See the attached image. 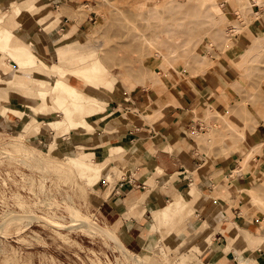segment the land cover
<instances>
[{
	"label": "rangeland",
	"instance_id": "rangeland-1",
	"mask_svg": "<svg viewBox=\"0 0 264 264\" xmlns=\"http://www.w3.org/2000/svg\"><path fill=\"white\" fill-rule=\"evenodd\" d=\"M85 1L88 0H51L49 3L47 2V5L50 4L47 9L53 11L50 12L51 16H46V14L42 16H45L44 22L50 23L56 15L55 12L61 6L77 7L68 9L69 15L64 13L60 20L69 17L76 19L74 22L78 24L85 19L90 10H93L91 19H88L75 35L69 37L70 32L62 33L65 30H60L59 25L56 26L55 33H59L61 37L65 34L60 45H64V41L66 44H71L72 40H84L76 49L77 52L93 49L99 54V67L95 69V72L83 71L75 65L68 67L67 74L72 79L81 80L84 84L81 87L84 89H88L90 83H93L95 92L105 97L104 104L107 105V108L100 115L110 112H112L111 115H123L124 109L129 106L128 91L135 90L137 87L147 88L146 84L151 85L155 80L154 77H159L154 75V70L160 71L162 64L167 68L173 64L179 69V72L174 73L166 85H163L167 93L182 77L193 76L201 82H205L210 78L212 72L214 73L221 67L227 69V81L230 82L236 77V73L242 72L231 57V49H219L216 42L212 40L209 25L204 21L198 9L171 12L165 9L169 0H90L91 3L87 5L84 4ZM217 1L222 4L221 7L225 11H233L234 0ZM249 1L254 4L246 17L235 15L233 12L225 19L222 26L223 34H227L233 41H236L237 44L233 46V49L240 53L243 52L242 48L250 45L256 34L264 35V25L260 26L256 23L258 18L260 21L264 20V0ZM13 5L3 3L0 7V14L3 12L10 14ZM32 16V22L28 27L18 21L14 23V36L9 44L11 46L29 45L28 42H31L30 48L37 50L43 57L55 60V52L44 54L41 49L44 41L35 38L37 33H43L46 41V30L41 28L35 20L39 14L34 12ZM231 22L234 25L232 29L229 27L232 25ZM168 23L172 26L170 29L174 30L173 35L169 38L178 35L183 41L188 32H191L193 36L191 42L176 48L174 53L177 56L174 59L155 56L159 50L168 54L167 34L164 33L166 29L164 25ZM24 33L31 37L34 36L35 39L31 41L28 37L26 41L21 40ZM81 33L82 35L77 38ZM52 39L54 49L56 37H52ZM195 40H199L201 43V46L198 47H201L202 56L199 55L200 57L192 59L188 54L192 48H195L194 43L192 44ZM222 40L223 38L220 39V41ZM228 41L231 42L230 39L225 42ZM85 47L88 48L84 49ZM5 56V61L8 60L6 68L13 67L22 70L13 60ZM244 63L247 68V77L243 78L245 80H243V89L237 93L233 92L228 83V92L225 93L218 89L221 93L218 101L223 104L221 113H224L227 101L237 102L240 105L234 119L240 124L247 123L246 138L242 141L236 137L222 139L221 133L213 131L211 140L208 142L195 141V143H199L197 144L198 150L206 162L215 164L220 173L227 170L229 173L237 172L242 175L238 168L239 162L241 166L248 167L246 169L252 173L246 179L249 187L255 185V182L252 184L250 182L254 181V175L258 171L254 170L253 164L249 162L253 160L254 154L259 153L261 149V140L257 141L255 135L259 128L264 126V114H261L255 105L257 95H261V104L264 110V47L255 57L244 61ZM116 65L119 68L113 69ZM146 66L148 71L144 70ZM162 72L165 70H161ZM162 78L160 76V80ZM108 81L109 84L112 83V88H120L125 95L121 101H115L109 88L106 87L107 85H104ZM163 83L165 82L162 81ZM159 84L160 81H156L148 88L153 87L157 90ZM10 94L16 96L17 99H10L2 94L0 97V224L9 212L21 213L24 216L18 220L5 222L0 226V264H136L132 262L128 252L138 254L141 258L140 264H177V253H170L172 244L170 245L166 239L170 226H163V229L161 227L153 228V234L158 235L153 240L155 242H151L149 245L144 244L141 248H135L126 243L122 234L116 231L126 249L128 248L124 251L125 254L115 247L112 240L90 231L88 233L85 228L75 227V224L69 225L78 221L74 220L75 218L71 217L70 211L67 210L71 206L76 208L80 215L101 227L114 228L115 230V226H110L101 218L91 197L94 193H100L99 189L101 188H106L104 193L106 196L116 188L123 178H126L135 165L128 160L112 181L102 177L95 186H90L80 174L79 166L67 158L83 148L98 150L99 153L96 152L99 154L97 159L101 158V154H106L103 153V150L108 149L111 144L98 145L95 149L90 143L87 144L83 140L84 131L87 134L104 128L105 118L97 123L94 130L78 129L73 130V133L65 130L56 134L48 125H44L46 119L61 117L58 109L50 107L47 114H36L38 116L36 119H39V125H41L39 130L31 125L27 130L22 131V116L12 109H9L6 114L2 111L5 104H15L19 107L24 105L15 92L11 91ZM30 102L37 103L36 99H31ZM113 103L116 105L114 110ZM209 104L214 108L213 104ZM213 113L215 117L220 114ZM212 114L210 115L212 116ZM30 115V113L27 114V117ZM211 119H209L211 121L209 124L206 122L208 119L204 121L199 119L202 126L197 129L198 132L206 133L219 125V118ZM208 126L210 129L205 131ZM195 134L194 131L192 134L194 139L197 136ZM238 143H241V146H237ZM250 147L252 148L247 152ZM247 153H249L248 156ZM95 155L93 153L94 158ZM112 159L113 157L109 156L102 160L105 163L102 173L112 169L110 163ZM225 167L228 168L224 169ZM186 176L187 173H185ZM186 181L188 183L187 179ZM259 187L261 188L259 197L252 196L246 190L249 202L242 210L244 214H248V218H255V233L264 234V181ZM173 230L178 232V226H175ZM192 252L196 256L200 253L196 250H192Z\"/></svg>",
	"mask_w": 264,
	"mask_h": 264
},
{
	"label": "bare ground",
	"instance_id": "bare-ground-1",
	"mask_svg": "<svg viewBox=\"0 0 264 264\" xmlns=\"http://www.w3.org/2000/svg\"><path fill=\"white\" fill-rule=\"evenodd\" d=\"M47 2V0H0V7L3 5V3H7L8 5L14 4L11 8V15L8 12H3L0 14V97L2 94L4 96H8L10 99H17L16 96L10 94V92L13 91L17 95L19 94L20 96L26 97L28 99V101H24V105H22V107L16 106L15 104H5L2 110L3 113L6 114L9 112V109H12L14 112L20 114L22 116V131L27 130V128L31 125H34L35 129L39 130L41 125H39V119H36L38 117L36 114L43 113L45 115L49 112L48 109L50 107H54L55 109H58V112L61 113V117L58 119H46L45 124L48 125L50 129L54 130L56 134H60L65 130H68L71 133H73V130L78 129L94 130L97 123L102 119L105 118L104 123H107L111 120H114L118 116H122L111 115L112 112L109 114L100 115V113L107 108V105L104 104L105 97L95 92L93 83H90L89 87H87L88 89L78 87L71 82L72 78H70L67 74V70H69L68 67L75 65L83 71L95 72V69L99 67V54L94 52L93 49L77 52L75 47H73L71 44L59 45L55 47V52L57 55L56 59L51 60L43 57L39 52H37V50L30 48L29 45L32 44L31 42H28L29 45L20 44L11 46L9 44V41L14 36V23L18 21L20 24L28 27L32 22V15L34 12L37 13L40 9H42L43 6L47 4ZM234 2L233 11H225L222 9V4H220L217 0H169L165 9L171 12H183L190 9H198L200 11L204 21L209 25V30H211L212 34V40L216 42L219 49L225 50L226 48H230L232 51L231 57L234 63L241 68L242 72L236 73V77L231 80L228 85L233 92L237 93L243 89V78L247 77V68L244 61L255 57L260 49L264 47V35L256 34L250 45L242 48L243 52L241 53L233 49V46H235L237 43L236 41H233L227 34H223V22L229 17V14H233V12L235 15L246 17L251 6L254 4L249 0H234ZM256 12L258 13V11ZM256 12L255 14H257ZM64 13L65 6H61L59 11L54 16L53 21L50 23L44 22L45 16H39L37 18L35 17V20L41 28L46 30L48 34L57 38L59 35H56L55 33L56 26L58 25V22ZM164 26L166 27L164 33L167 34L166 48L168 50V54L159 50L155 56H159L160 58L169 57L174 59L177 56L174 53L176 48L185 46L187 43H189V41L191 42L193 36L191 32H188L187 37L183 41L178 35L169 38L173 35L172 32L174 30L170 29V27H172L170 23L165 24ZM229 27L232 29L234 27L233 23ZM26 34L27 33H24V36L20 39L26 41L29 37L30 40L33 41L35 38L42 40L44 38L40 33H37L35 38L34 36L31 37ZM222 38L223 40L220 41ZM229 39L231 42H225ZM193 43L196 50L195 48H192L188 56H191L192 59H195L197 56L200 57L199 55L202 56L201 47H198L199 45L201 46V43L199 40H195L192 42V44ZM86 48L88 47H85L84 49ZM5 55L13 60L15 64L22 70L20 71L13 67L10 69L6 68V61L8 60L6 59L5 61ZM114 68H119V66L116 65L113 67V69ZM144 70L148 71L147 66L144 68ZM161 70H165V72L161 73ZM161 70L158 72L157 70H154V75L159 77H154L155 80L151 83V85H154L156 81H160L157 90L162 97H165L167 91L164 90L165 87L163 85H166V82L169 80V78L174 76V73H178L179 69H177L173 64L170 65V68L164 67L162 64ZM160 76L163 77L161 80ZM162 81L165 83L162 84ZM111 84L112 83L109 84V81L104 83V85H107L106 87L109 88V92H111L114 96L115 101H121L125 95L120 88H112ZM151 85L146 84L145 86L148 88L151 87ZM31 99H36L37 103L35 104L29 102ZM205 103L203 111L198 113L197 118L202 121L208 119L206 121L207 124L211 122L209 119L219 118V125L213 127L214 129L210 131H208L210 126H208V128L205 130L208 131L206 133H200L197 129H195V135H197L195 137V141L208 142L212 139L211 134L213 131H218L221 133L222 139L236 137L240 138L242 141L246 138L245 134L247 133V123L244 122V124H240L234 119V116L237 114V110L240 108V105L237 104V102L233 103L231 101H227L224 106V113H221L219 110H215L209 103ZM255 105L260 113L264 114L261 104V95H257L255 99ZM213 112H215V114L216 112L220 113V117H215ZM29 113L31 115L27 117V114ZM210 114H212L213 117ZM94 115L98 117L95 119L93 118ZM154 115L155 114H152L151 116ZM147 117L150 118V115ZM214 124L216 125V123ZM239 145L241 146V143H238L237 146ZM251 148L252 147L248 148L247 152H249ZM138 152L139 151L132 147H126L121 144H111L108 149L103 150V153L113 157L110 162L112 169L104 174H102L103 165L98 159L94 158L92 149L86 150L83 148L78 153L67 156V158L72 163H75L79 166V172L84 177L86 182L90 186H95L102 176L105 177L106 180L112 181L116 173H118L121 167L125 165L128 160L131 161V164L134 162ZM248 155L249 153H247V156ZM156 170L160 171L161 169L156 167ZM263 179L264 168L258 171L254 181L252 180L250 182V184L255 182V185H250L248 188L243 187V189H245V191L247 190L252 196L259 197L261 194L259 193V190H261L259 186L263 182ZM146 182L151 184L153 183V179L149 178ZM198 197L199 193L194 185L184 186L181 188L180 193L174 196V198L170 200L165 206L152 208V228L161 227L163 229V226H170L166 239L170 245L172 244L170 247V253H177V256L175 255L178 259L177 264H203V261L198 256H196L192 250H196L201 253L207 248L211 239V231L208 227L209 224L207 225V223L204 221L191 235L186 236L184 239L178 242L172 240V228L188 217L192 207L194 206L193 203L196 202ZM140 202L141 200H137L131 203L129 205V210L136 208ZM186 207L190 208L186 209ZM67 210L70 211V216L75 218L74 220H78L76 223H70V226L71 224H75V227H81L82 229L85 228L87 232L90 231L91 233L93 232V234L95 233L99 236L108 238L115 243V247H117L119 251L125 253L124 251L127 249L115 233L114 228L105 229L101 227L94 221L80 215L77 212V209H74L71 206H69V209ZM22 216L24 215L21 213L9 212V214L4 217L0 226L5 222L18 220ZM242 221V219L239 220L237 225L238 232L235 236H230L228 244L224 247V250L229 252L231 249H235L240 253L245 249L256 248L261 251L262 256L264 257V252L259 247L263 237L261 238L254 236L251 232L247 231L241 225ZM84 232L86 231L84 230ZM127 254L130 255L132 262H135L136 264L141 263V258L138 254L130 252ZM237 264H259V261L258 258L253 255L247 257L240 256Z\"/></svg>",
	"mask_w": 264,
	"mask_h": 264
},
{
	"label": "crops",
	"instance_id": "crops-1",
	"mask_svg": "<svg viewBox=\"0 0 264 264\" xmlns=\"http://www.w3.org/2000/svg\"><path fill=\"white\" fill-rule=\"evenodd\" d=\"M47 1L49 3L51 0ZM89 3L90 0L84 2L85 5ZM49 6L50 4L43 6L37 12L39 16L46 14L50 17V12L53 11L47 9ZM72 8L77 7L65 6V13L69 15L68 9ZM92 13L93 10H90L78 24L74 22L76 19L64 17L58 22L60 30H65L62 33L70 32L69 37L75 35L84 23L91 19ZM256 23L262 26L264 20L260 21L258 18ZM40 34L44 37L43 33ZM45 35L46 41L43 38L42 51L44 54L55 52L52 37L47 32ZM81 35L82 33L77 38ZM63 36L54 40L55 47L61 44ZM83 42L84 40H72L71 45L78 49ZM209 77L205 82L193 76L179 78L165 97L154 88L137 87L135 90H129V106L124 109L122 116L104 123V128L100 130L87 134L84 131L83 140L87 144L90 143L92 148L120 142L139 151L132 163L135 165L134 169L129 171L115 189L105 196L106 188H101L100 193H94L91 198L101 218L110 226H115V233L120 232L129 245L141 248L144 244L155 242L153 240L158 236L152 231V208L165 206L180 193L181 188L194 185L199 197L193 203L194 206H191L188 217L176 225L179 231L173 230L175 226L172 228V240L178 242L191 235L205 221L209 224L211 239L207 248L198 255L203 264H237L240 256L250 255L257 257L259 264H264V257L259 249H245L240 253L235 249L229 252L224 250L230 236L237 234V225L241 219V225L254 236L262 238L264 234L255 233V218H248V214H244L242 210L249 202V195L243 189L248 187L246 179L252 175L246 169L248 167L238 163L242 175L237 172L229 173L227 170H224V173L218 172L215 164L206 162L192 136L195 129L202 126L196 116L203 111L205 102L213 104L215 110H223V104L218 101V97L221 96L219 91L227 92V84L230 83L227 81V69L220 67ZM71 82L78 87L84 85L77 78L71 79ZM17 96L22 103L28 101L26 97L19 94ZM115 108L114 104L113 110ZM152 114L155 115L151 116ZM93 117L97 118L95 115ZM255 139L261 140V149L249 163L253 164L254 170L260 171L264 168V126L259 128ZM96 152L99 153L98 150H93L94 155ZM97 155L99 154L95 155L96 159ZM107 157L108 154H101L98 160L102 164V160ZM156 167L161 170L157 171ZM102 169L104 170L103 166ZM149 178L153 179V183L146 182ZM137 200H141L140 204L129 210V205ZM259 247L264 252V240Z\"/></svg>",
	"mask_w": 264,
	"mask_h": 264
}]
</instances>
